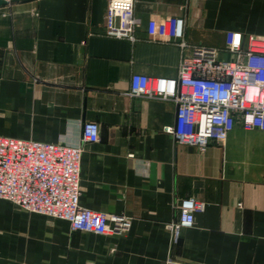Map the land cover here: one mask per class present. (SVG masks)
Returning a JSON list of instances; mask_svg holds the SVG:
<instances>
[{"label":"crops","instance_id":"obj_1","mask_svg":"<svg viewBox=\"0 0 264 264\" xmlns=\"http://www.w3.org/2000/svg\"><path fill=\"white\" fill-rule=\"evenodd\" d=\"M108 0L0 7V136L83 145L79 204L131 219L119 236L71 230L0 200V264H264V131L236 125L204 152L179 146L171 101L127 95L132 74L176 78L180 49L152 41L151 19L178 17L191 46L225 49L226 32L264 38V0H134L137 40L104 34ZM203 203L170 244L166 224Z\"/></svg>","mask_w":264,"mask_h":264},{"label":"built area","instance_id":"obj_2","mask_svg":"<svg viewBox=\"0 0 264 264\" xmlns=\"http://www.w3.org/2000/svg\"><path fill=\"white\" fill-rule=\"evenodd\" d=\"M134 0H108L104 34L137 40ZM150 40L180 49L176 78L132 74L128 96L171 101L176 105L173 126H166L179 146L204 152L210 142H224L236 125L264 131V38L226 32L225 49L191 46L184 40V22L178 17L151 19ZM80 144L69 146L0 136V200L34 215L65 221L71 230L119 236L131 226L124 215H108L79 204L83 145L99 141V125L86 121ZM203 203L188 198L176 207L178 217L166 224L170 244H177L182 228L194 224ZM164 264H175L168 256Z\"/></svg>","mask_w":264,"mask_h":264},{"label":"water","instance_id":"obj_3","mask_svg":"<svg viewBox=\"0 0 264 264\" xmlns=\"http://www.w3.org/2000/svg\"><path fill=\"white\" fill-rule=\"evenodd\" d=\"M35 0H0V7L8 5L9 3H15V2H30Z\"/></svg>","mask_w":264,"mask_h":264}]
</instances>
